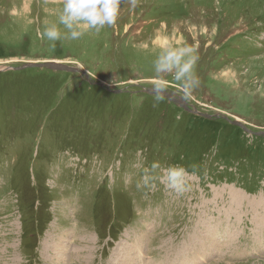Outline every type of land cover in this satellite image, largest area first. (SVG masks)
Returning <instances> with one entry per match:
<instances>
[{
	"label": "rangeland",
	"instance_id": "obj_1",
	"mask_svg": "<svg viewBox=\"0 0 264 264\" xmlns=\"http://www.w3.org/2000/svg\"><path fill=\"white\" fill-rule=\"evenodd\" d=\"M61 8L0 0V264H264V0H123L52 47ZM165 44L197 50L190 96L166 76L189 109L146 91ZM46 60L83 72L15 68ZM154 161L194 167L190 190H137Z\"/></svg>",
	"mask_w": 264,
	"mask_h": 264
},
{
	"label": "clouds",
	"instance_id": "obj_2",
	"mask_svg": "<svg viewBox=\"0 0 264 264\" xmlns=\"http://www.w3.org/2000/svg\"><path fill=\"white\" fill-rule=\"evenodd\" d=\"M123 0H62L57 21L46 23L40 38L52 42L79 40L86 32L99 33L105 26L115 24ZM132 8L137 7L138 0H128ZM199 60L197 50L189 45L165 44L160 47L153 61L154 100L160 103L168 93V80L170 75L178 85L185 97L199 87L200 79L196 73ZM179 118V117H177ZM182 165H169L162 168L159 162H152L142 168L140 179L136 183L137 190L151 191L157 183L165 190L176 195H183L191 188V178L194 174Z\"/></svg>",
	"mask_w": 264,
	"mask_h": 264
},
{
	"label": "bare ground",
	"instance_id": "obj_3",
	"mask_svg": "<svg viewBox=\"0 0 264 264\" xmlns=\"http://www.w3.org/2000/svg\"><path fill=\"white\" fill-rule=\"evenodd\" d=\"M226 187H228L227 188V191H228V202H229V207L227 208V209H232V208H234V210H237L238 209V207H239V205L240 204H242L241 202H242V200H243V193L241 192V191H238L237 190V188L235 189V188H232V187H230V186H226ZM234 187V186H233ZM223 192V191H222ZM263 197V196H262ZM257 199V198H256ZM255 199V200H256ZM244 200H246L245 198H244ZM254 202V201H253ZM258 202V201H257ZM255 203V202H254ZM252 204V203H251ZM264 204V203H263ZM253 205V204H252ZM256 206V205H255ZM260 207V206H259ZM257 208H255V210H256ZM228 211V210H227ZM264 211V210H263ZM262 216V215H261ZM257 218V217H256ZM263 218V217H262ZM264 222V221H263ZM260 226V225H259ZM256 227V226H255ZM264 228V227H263ZM208 231V230H207ZM55 236V235H54ZM89 238H90V236H88ZM57 241H58V243H54V244H52V249H53V251H57L56 253H59V251L60 250H62V249H64V251H65V249L67 248V245H66V238H65V236H60L58 239H57ZM56 242V241H55ZM86 242V241H85ZM139 243H140V241L137 239L136 240V247H134L135 249L136 248H139ZM135 245V244H134ZM126 246V245H125ZM118 248V247H117ZM123 248H125V247H123ZM135 249H134V252H133V254H135ZM141 250V249H140ZM63 251V252H64ZM79 251H82V249H79ZM63 252L62 253H60L61 255L63 254ZM78 252V251H77ZM132 253V252H131ZM141 253V252H140ZM78 254H79V252H78ZM84 255V254H83ZM113 255V254H112ZM142 255V254H141ZM116 256H117V258H114L111 262L113 263V262H116L117 264H127V260H128V258L127 257H129V256H125V255H122V256H120L119 255V253H117L116 254ZM131 256V255H130ZM204 256V255H203ZM143 257V256H142ZM132 257H129V259H131ZM187 261V260H186ZM147 262H148V260H147ZM146 262V263H147ZM159 263V262H158ZM161 263V262H160ZM159 263V264H160Z\"/></svg>",
	"mask_w": 264,
	"mask_h": 264
},
{
	"label": "water",
	"instance_id": "obj_4",
	"mask_svg": "<svg viewBox=\"0 0 264 264\" xmlns=\"http://www.w3.org/2000/svg\"><path fill=\"white\" fill-rule=\"evenodd\" d=\"M29 67H37V68H47V69H52V70H62V71H69V72H83L81 69L75 66H70L67 64L62 63L61 61H56V60H46L43 62H26L22 64V66H17L15 67L16 69H21V68H29ZM153 88H147V92L154 94ZM166 97L170 99H174L177 103L180 105L184 106L185 108L189 107L186 105V103L180 99H176V97L172 96L169 92L167 93ZM206 118L213 117L212 115L209 114H202ZM232 125H237L243 128L244 130H247V128L238 120H232L230 121ZM249 132V130H248ZM257 135H264L263 131L260 132H254Z\"/></svg>",
	"mask_w": 264,
	"mask_h": 264
}]
</instances>
